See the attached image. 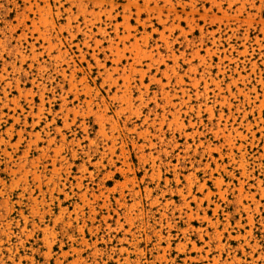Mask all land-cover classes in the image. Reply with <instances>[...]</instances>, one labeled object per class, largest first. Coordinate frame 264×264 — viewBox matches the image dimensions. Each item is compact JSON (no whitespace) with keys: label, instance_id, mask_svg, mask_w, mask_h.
Segmentation results:
<instances>
[{"label":"rangeland","instance_id":"1","mask_svg":"<svg viewBox=\"0 0 264 264\" xmlns=\"http://www.w3.org/2000/svg\"><path fill=\"white\" fill-rule=\"evenodd\" d=\"M0 264H264V0H0Z\"/></svg>","mask_w":264,"mask_h":264}]
</instances>
